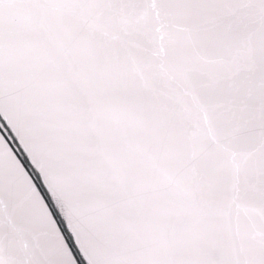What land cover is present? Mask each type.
Wrapping results in <instances>:
<instances>
[{
    "label": "snow or ice",
    "instance_id": "obj_1",
    "mask_svg": "<svg viewBox=\"0 0 264 264\" xmlns=\"http://www.w3.org/2000/svg\"><path fill=\"white\" fill-rule=\"evenodd\" d=\"M0 264H264V0H0Z\"/></svg>",
    "mask_w": 264,
    "mask_h": 264
}]
</instances>
